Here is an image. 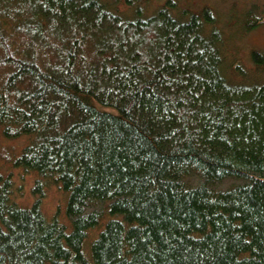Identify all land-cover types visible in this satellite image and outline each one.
Instances as JSON below:
<instances>
[{
	"label": "trees",
	"instance_id": "trees-1",
	"mask_svg": "<svg viewBox=\"0 0 264 264\" xmlns=\"http://www.w3.org/2000/svg\"><path fill=\"white\" fill-rule=\"evenodd\" d=\"M154 1L0 0V264H264V0Z\"/></svg>",
	"mask_w": 264,
	"mask_h": 264
},
{
	"label": "rangeland",
	"instance_id": "rangeland-1",
	"mask_svg": "<svg viewBox=\"0 0 264 264\" xmlns=\"http://www.w3.org/2000/svg\"><path fill=\"white\" fill-rule=\"evenodd\" d=\"M163 0H156L151 5L150 11H153L154 8L159 3H162ZM181 7L185 8L188 5L191 7H200L204 3L214 4L220 12L224 15L227 14V8L230 4V0H178ZM224 15V16H225ZM235 40L231 42L229 45L230 49L234 53V56L229 55L232 54L228 51V66L231 65L233 58L237 57L240 60H243L241 63L244 65L245 68L251 66V62L249 60V51L252 47H259L264 49V23H261L256 29L252 30L251 32L245 34L244 36H240L236 34ZM238 44V47H237ZM236 49H238L236 51ZM236 55V56H235ZM231 56V57H230ZM110 110H114V108H108ZM25 139L21 138V140H12L6 139L0 136V152L9 151L11 148H15L16 151H20L23 146ZM8 156L4 157L0 153V165L2 166L3 172L5 174H10L13 177L14 184H15V191L14 196L19 202L23 204H31L34 199L37 197V193L33 192V186L35 184L36 175L33 172H28L22 169L21 167H16L8 162ZM234 178L226 179L222 182H219L218 185L220 187H227L230 184L237 182ZM44 198V210L48 215H52L55 211L59 210V214L65 221H68L66 218L64 211H65V195L63 192L57 187L52 186L48 188L46 191Z\"/></svg>",
	"mask_w": 264,
	"mask_h": 264
}]
</instances>
